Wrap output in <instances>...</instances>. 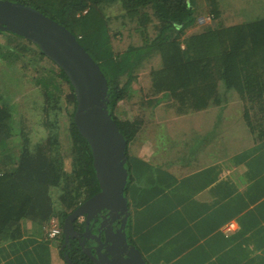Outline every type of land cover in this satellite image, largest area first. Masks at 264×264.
Wrapping results in <instances>:
<instances>
[{
  "label": "trees",
  "instance_id": "1",
  "mask_svg": "<svg viewBox=\"0 0 264 264\" xmlns=\"http://www.w3.org/2000/svg\"><path fill=\"white\" fill-rule=\"evenodd\" d=\"M10 1L32 6L67 27L107 78L108 110L128 143L126 165L130 182L126 192L131 199L130 209L132 205L135 208V219L130 210L127 225L131 243L137 245L134 233L143 235L144 227L149 228L147 216L143 221L139 215L140 207L157 196L161 206L167 198L165 186L171 189L179 183L176 174L166 171L164 164H154L151 157L169 154L164 163L178 167L181 162L189 164V160L185 161L187 154L181 151L201 137L192 134L188 142H182V147L179 140L174 141V134L180 132L169 131L179 130L176 128L180 123L174 122L186 114L215 111L208 134L216 137L213 132L223 134L231 130L232 126H223L226 121L233 122L227 110L234 100L242 108L237 119L234 118L243 129L242 138L251 137L258 146L237 153L232 159L242 160L239 174L235 181L231 175L227 176L219 198L223 201L227 195H236L237 202L231 203L234 205L227 213L239 215L240 222L251 225L264 220V0H235L233 13L242 19L223 18L224 24L215 8L216 1L202 0L212 20L203 22L202 29L191 34H187L188 29L201 23L202 5L201 2L197 5V0ZM105 5L119 7L114 21L121 20L120 24L106 18ZM241 5L246 12L238 9ZM0 35L7 40L0 42V246L10 241L16 246L21 244L28 221L44 227L56 217L63 224L68 214L81 204L78 199L84 191L90 192V198L100 187L91 147L74 121L77 100L68 76L30 40L1 29ZM123 39L126 47H120ZM29 83H34L35 89L24 94V85ZM142 83L141 108H145L136 110L131 104L132 118L120 119L116 115L120 102L131 100L137 85ZM12 85L17 86L15 91ZM6 93L8 97L21 95L18 101H11L5 100ZM31 97L35 98L34 107ZM69 105H73L71 113L67 110ZM125 106L129 109L128 104ZM156 108L157 114L153 113ZM149 110L152 111L147 116ZM32 112L41 118L45 131L37 141L31 137L32 128L27 125L30 124L27 115ZM62 115H69L66 129L60 125ZM151 127L154 133L150 134L155 135L151 141L147 140L149 153L141 158L131 155L130 143ZM65 133L71 145L69 169L62 156ZM175 147L180 148L181 156L175 151L176 156L171 158ZM245 159L252 160V165ZM256 199L262 201L248 209ZM162 219L155 224L164 226L167 219ZM171 226L172 232L180 225L173 221ZM191 233L196 235L195 228ZM70 248L64 251L71 253L77 264H94L80 250L70 252ZM29 261L27 264H35L37 260Z\"/></svg>",
  "mask_w": 264,
  "mask_h": 264
},
{
  "label": "crops",
  "instance_id": "2",
  "mask_svg": "<svg viewBox=\"0 0 264 264\" xmlns=\"http://www.w3.org/2000/svg\"><path fill=\"white\" fill-rule=\"evenodd\" d=\"M230 108L233 109V105ZM233 110H229L227 113L232 114L230 117L233 118V122L226 121V127H224L225 124L223 126V128L232 126L231 130L227 131L233 139L229 140L227 144L229 146L230 142L239 140L243 141L241 148H244L246 140L244 138L242 140L240 136L236 139L237 135L244 133L240 124L237 125L236 120H234L238 116H235ZM214 112L202 111L198 112L196 116L195 114H186L181 117L184 119L180 121L181 125L177 126L176 129H182V134H185V136L186 134L189 136L192 134L200 135L202 139L204 138L203 143H213L214 140L209 138L214 135H209L208 133L211 130V123L214 119L211 116L214 115ZM197 117L200 119L206 117L208 119L206 126L202 125L197 130H193L190 121H188L190 123L188 126H183L185 121ZM234 123L235 126L233 127ZM234 132H236V136ZM213 134H217V138L220 132L216 131ZM248 135L250 136V134ZM140 136H143L142 133ZM249 138L252 140V144L248 148H252L256 143L253 142L251 137ZM142 139H145L144 136ZM147 139L152 140L153 137ZM194 146L197 149L196 155L192 151ZM233 148V145L229 146L228 150L231 151V154L226 155L216 150L211 152V148L205 150L197 143L190 142L186 150H182V152L187 154V160L185 161L189 160L190 163L181 162L180 164L182 165L179 167L163 162L164 157L169 154L164 157L159 156L157 159V156L151 157L154 164H164L163 168L176 174L179 180V186L176 184L171 189L165 186L167 198H165L161 206L159 205L160 201L156 200L159 197L157 196V198L148 201L145 207H140L139 209V215H141L143 221L147 216L146 223H148L149 228L144 227L146 230L143 235H140L137 231L133 234V238L140 242L137 243L138 247L141 246L148 250L146 253L150 256L155 251L157 260L154 261V264H163L164 262L167 264H264V220L259 222V224L255 222L251 225L244 221L240 222L239 215L227 213L237 202L238 198H236V195H227L225 197L226 201H221L222 197L219 198L224 185L222 182L228 180V175H231L232 180L235 181V176L239 174L237 172L239 171L238 166L242 164V160L232 161L237 153L241 151L240 148V151L235 152ZM262 149L264 150V146ZM149 150L148 148L146 154L149 153ZM129 153L142 157V154L136 153V150L132 154L131 146ZM193 156L196 157L193 158ZM214 156L215 159H211ZM247 160L250 164L253 163L252 160L245 159L246 162ZM240 170L242 169L240 168ZM244 174L242 175L245 176ZM217 187L219 188L218 190L216 189ZM259 200L256 199L248 209L253 208L256 202L262 201V199ZM232 202L235 203L231 204ZM153 203L156 204V207L148 214L146 211L149 205L151 206ZM133 209L135 210L134 207ZM223 212L226 214H223ZM162 217L167 219V222L164 221L165 225L163 226L162 224L163 228L161 229V226L156 224L161 221ZM170 221L171 223L173 221L178 222L180 225L179 229L171 232L170 230L174 228L171 226ZM49 223L50 221L44 227H36L32 225L31 221H28L26 223L27 227H25L27 231L20 238L21 244L14 246L10 241L7 245L0 246V261H2V264H27L31 262L29 261L31 259L37 260L35 264H64V260L60 255L61 245L57 246V239L48 237ZM229 226L233 228L228 229ZM192 228H195L196 235L191 233ZM251 235H254V237L250 238ZM144 236L146 239H143ZM140 250L142 251L141 248ZM3 251H5V254L2 253ZM162 255L164 256L162 257Z\"/></svg>",
  "mask_w": 264,
  "mask_h": 264
},
{
  "label": "water",
  "instance_id": "3",
  "mask_svg": "<svg viewBox=\"0 0 264 264\" xmlns=\"http://www.w3.org/2000/svg\"><path fill=\"white\" fill-rule=\"evenodd\" d=\"M0 29L30 40L63 69L76 95L75 124L92 150L100 190L65 218L62 248L78 235L76 223L86 216L88 238L84 235L82 239L79 235V241L83 253L94 264H151L140 248L129 241L130 201L126 195L130 182V170L126 165L128 143L108 110L109 85L100 65L74 33L32 6L0 0ZM102 211H106L105 216L100 215ZM120 216H123L122 221ZM109 218L112 222L106 225ZM94 227H97L98 234L92 233L91 228ZM111 233H117L119 237L112 239ZM101 235L105 239L104 253L100 249L103 243ZM89 240L95 245L85 246ZM92 250H96L95 255ZM64 260L66 264H74L67 253Z\"/></svg>",
  "mask_w": 264,
  "mask_h": 264
},
{
  "label": "rangeland",
  "instance_id": "4",
  "mask_svg": "<svg viewBox=\"0 0 264 264\" xmlns=\"http://www.w3.org/2000/svg\"><path fill=\"white\" fill-rule=\"evenodd\" d=\"M216 1V9H218V11L220 12V14H221V19H220V21H222L221 23L222 24H224L225 23V21L223 20V18L224 19H226L227 18V20H230V21H233V20H235V21H238V19H242V17H240V16H238L237 14H234L233 13V11H234V8H233V4H234V1L235 0H215ZM200 2H201V5H202V8L200 9V11L202 12V14L199 16V18H200V22L201 23H199L198 25H196L194 28H190V29H188V32H187V34H191V33H193L194 31H197V30H201L202 29V26H204L205 25V23H203V22H207V23H210L211 22V20H212V17L210 16V14L208 13V11H207V5L206 4H203L202 3V0H197V5L198 4H200ZM231 5H232V7H231ZM204 7V8H203ZM104 9H106L105 10V13H106V18H111L112 20H113V22L115 23V25H117V24H120V21L121 20H119V21H114L115 20V18H114V16L116 17L117 16V10L119 11V7L118 6H112V7H110V8H107V5H105L104 7H103ZM238 9H241V10H243L244 12H246L245 11V7H242V5L241 6H239V8ZM123 11V10H122ZM207 12V13H206ZM122 13V12H121ZM228 22V21H227ZM226 22V23H227ZM214 23V22H213ZM126 35V34H125ZM120 38L118 37L117 38V40H119ZM124 39H125V37H124ZM124 39H123V41L120 43V47H126V45H125V43L126 42H124ZM0 42L1 43H7V40H6V37L5 36H1L0 35ZM48 66H49V63L47 64ZM50 65H51V63H50ZM51 67H53V66H51ZM32 70V69H31ZM33 74H35V73H33ZM142 85H143V83L141 84V85H137V92H135L134 93V96H133V98L131 99V100H124V101H121L120 102V104H119V107L117 108V110H116V115H118L119 117H120V119H128V118H132V116H131V104H132V106H133V108L134 109H144L145 107H143V108H141V106H142V99H141V96H142V94H143V91H142ZM62 86L64 87V88H66L67 87V84L66 83H62ZM24 89L22 90V91H24V94H25V92H32V90L33 89H35V84L33 83V84H31V83H29L28 85H24ZM12 89L15 91V89H17V86H14V85H12ZM11 89V90H12ZM20 91H21V89H20ZM8 95H9V93H6L4 96H5V100L7 99V98H11V101H15V100H19V97H20V95L21 94H19L18 96H11V97H8ZM30 100H31V107L33 106L34 107V103H35V98L33 97H31V98H29ZM41 100H42V98H41ZM37 102H39L40 103V97L37 99ZM64 104H63V106H65L66 107V105H65V102H63ZM128 104V108L129 109H127L126 108V106L125 105H127ZM231 105H233V109H234V114H235V116H238L239 114H240V112L242 111V108H241V106H240V104H239V101L238 100H234L233 101V104H231ZM240 107V108H239ZM131 108V109H130ZM136 109V110H137ZM232 108H229L228 110H227V113L229 112V110H233ZM67 110H68V112L69 113H71V112H73V105H69L68 107H67ZM150 111H152V110H149V112ZM156 111V114H157V108L153 111V113ZM148 112V113H149ZM36 112H32V113H29L27 116H28V119L30 120V124H27L28 126H29V128H32V134H31V137H33V140L34 141H37L38 140V138L41 136V135H45V131H44V129H43V126H42V124H41V118H39V116H36L37 114H35ZM151 114V112L147 115V116H149ZM156 114L154 115L153 114V118L154 117H156ZM191 114H193V113H191ZM196 114L197 113H195V116H196ZM68 116L69 115H66V116H61L62 118L60 119L61 120V122H60V125H61V127H62V129H66L65 127H66V125H67V122H68ZM204 119H200V118H193L192 120H187V121H185L184 123H183V126H188L190 123L192 124L191 126H192V128H193V130L195 129V130H197V128H199V127H201L202 125L203 126H206V124H207V122H208V119L206 118V117H203ZM184 118H181V119H178V120H176L174 123H177V124H179L180 123V121H182ZM188 121H190V123L188 122ZM149 125V124H148ZM181 125V124H180ZM224 127H226V124H225V126ZM40 133H38V132ZM171 133H174V132H180V133H178V134H174L175 136H174V139H176V140H174L175 142H177L178 143V140H179V144H182V147H184V144L182 143V142H188V138L190 137L188 134H186V136H185V134H182V129H179V130H173V129H170L169 130ZM151 132H153L154 133V127H151V128H149V129H147V131H146V133H142V135L144 136V140L142 139V137L143 136H137L131 143H130V146H131V153L132 152H134V150H136V153H138V154H142V156H144L145 154H146V152H147V149L148 148H150V145L149 144H147V138H150V137H153V135H155V134H150ZM225 133V132H224ZM220 134L217 138L215 137V136H212V137H210L209 139H213L214 140V142L213 143H210V144H206V143H203V139H202V137L201 138H199L198 139V141L197 142H195V143H197L198 145H200L202 148H204L205 150L207 149V150H209L210 148H211V152L212 151H218L219 153H221V154H226V155H229V154H231V151H229L228 149H229V146H231V145H233L234 146V148H233V151L235 150V152H237V151H240V152H238V153H241V152H247L248 150H250V149H252V148H256L258 145H256V146H253L252 148H248V146H250L251 144H252V140L251 139H245L246 141H245V143H246V145L244 146V148H241V145H243V141H239V140H236V141H234V142H230L229 143V146H228V141L229 140H232L233 138H231V136H230V134L228 133V131L225 133V134ZM191 135V134H190ZM237 135V134H236ZM238 136H240L241 138H242V136H243V134H239V135H237L236 136V139H237V137ZM63 138H64V141H62L63 142V147H62V152H63V158H64V160L66 161V166H67V168L69 169L70 168V164H71V152H70V149H71V145H68V138H67V134L65 133V134H63ZM149 140H151V139H149ZM206 140V139H205ZM208 140V139H207ZM242 140H243V138H242ZM143 141H144V143H143ZM221 145V146H220ZM224 146H227V147H225L224 148ZM68 147H70V149L68 148ZM155 147H157V148H159V146H155ZM177 147V146H176ZM175 147V149H174V155H170V157H174V156H176V154H175V151H178V155L179 156H181V152L177 149ZM178 147H180V146H178ZM186 148L187 147H184L183 148V151L184 150H186ZM241 148V149H240ZM247 148V149H246ZM68 149H69V151H68ZM180 149V148H179ZM240 149V150H239ZM150 151V150H149ZM192 151H193V153H195L194 155H196V152H197V149H196V147L194 146V148H192ZM133 154V153H132ZM158 155V153L156 154V156ZM162 155V154H161ZM153 156V155H152ZM161 157H164V155H162ZM196 156H193V158H195ZM211 159H215V156L214 157H212ZM95 187H97L96 185H95ZM89 191H84V193L81 195V197L78 199V202L79 203H82L84 200H86L88 197H89ZM126 195H127V192H126ZM128 197H129V199H130V196L129 195H127ZM130 203H131V199H130ZM129 203V204H130ZM133 205L131 206V210H132V218L134 219L135 218V213H134V209H133ZM156 207V204L155 203H153L151 206L149 205V207H148V210L146 211V212H150L151 210H153V208H155ZM143 214H144V212H143ZM133 222H135V221H133ZM26 227H27V224L25 225ZM231 228H233L232 226H229V229H231ZM60 243H62L61 242V239L60 238H58V241H57V246L58 245H61ZM137 243H140L139 241L137 242ZM142 243H143V241H142ZM141 249H142V251H143V254L145 255V257L152 263V264H154V261L155 260H157V254L156 253H154L155 251H153L152 253H151V256L149 255V254H147L146 252L148 251V250H146V249H144V248H142L141 246H139ZM61 248V247H60ZM158 254H160L159 252H158ZM60 255L62 256V253H61V251H60ZM164 255H162V257H163ZM64 264H65V262H64ZM163 264H167L166 262H164Z\"/></svg>",
  "mask_w": 264,
  "mask_h": 264
},
{
  "label": "flooded vegetation",
  "instance_id": "5",
  "mask_svg": "<svg viewBox=\"0 0 264 264\" xmlns=\"http://www.w3.org/2000/svg\"><path fill=\"white\" fill-rule=\"evenodd\" d=\"M105 214H106V211H102V213L100 215L101 216H105ZM106 220H107L106 221V225H108V223L112 222V218H109V219H106ZM119 220L122 221L123 220V216H120V219ZM119 220H117V221H119ZM86 221H87V217L85 216L82 221L76 223V230L78 232V235H76L75 238L73 240H71L70 244H67L64 249H66L67 247H71L72 246L70 248V252L72 250L74 252L75 249H78V250H80V252H82V247L80 246V241H79V235L82 236V239H84V235L86 237H88L87 236V233H86V228H87ZM92 224H93V220L91 221V226H92ZM91 231L94 234H98L97 233L98 232L97 231V227L91 228ZM101 237H102L103 243L101 244L100 249H101V252L104 253V248H105L104 235H101ZM111 237H112V239H117L119 237V234H117V233H115V234L114 233H111ZM129 241H130V237H129ZM130 243H131V241H130ZM78 250H76V251H78ZM64 253H65V251H64ZM92 253L95 255L96 254V250H92ZM70 255H72V254L70 253ZM73 263L74 264H77V262H75L74 260H73Z\"/></svg>",
  "mask_w": 264,
  "mask_h": 264
},
{
  "label": "clouds",
  "instance_id": "6",
  "mask_svg": "<svg viewBox=\"0 0 264 264\" xmlns=\"http://www.w3.org/2000/svg\"><path fill=\"white\" fill-rule=\"evenodd\" d=\"M81 204H82V203H81ZM76 208H77V207H76ZM76 208H75V209H76ZM75 209H74V210H75ZM74 210H73V211H74ZM73 211H71V212H73ZM71 212H70V213H71ZM70 213H69V214H70ZM84 217H85V216H84ZM84 217L79 218L77 222L82 221ZM64 220H65V219H64ZM63 223H64V222H63ZM49 225H50V226H49V228H48V237H49L50 239H57V240H58V238H60V239H61V242L63 241V242L61 243V248H60V250H61V253H62V255H63L62 258H63V260H64V254H65V253L69 254V253L66 252V251H65V253H63L64 248H65V247L62 248L63 245H64V239H65V238H64V233H63V224H61L59 218H56V217L54 218V217H53V218L50 220ZM54 225H56V226L58 227V229L60 230V233H59L56 237L51 238V237H50V233H51L52 228H53ZM92 233H93V232H92ZM90 237H91V235H90ZM62 238H63V240H62ZM87 238H88V237H87ZM73 239H74V238H71L68 244H70L71 240H73ZM90 245L93 246V245H95V243H93L92 241L89 240V241L87 242V244H85V246H90ZM71 247H72V246H71ZM82 253H83V251H82ZM83 254H84V253H83ZM84 255H85V254H84ZM69 256L71 257L72 255L69 254ZM85 256H87V255H85ZM87 257H88V256H87ZM71 258H72V260H73V257H71ZM88 259H89L90 261H92L89 257H88ZM64 262H65V260H64ZM92 262H93V261H92ZM65 264H66V262H65Z\"/></svg>",
  "mask_w": 264,
  "mask_h": 264
},
{
  "label": "built area",
  "instance_id": "7",
  "mask_svg": "<svg viewBox=\"0 0 264 264\" xmlns=\"http://www.w3.org/2000/svg\"><path fill=\"white\" fill-rule=\"evenodd\" d=\"M228 229H229V227H228ZM59 233H60V230L58 229V227H57L56 225H54L53 228H52V231H51V233H50V237H51V238H54V237H56Z\"/></svg>",
  "mask_w": 264,
  "mask_h": 264
}]
</instances>
